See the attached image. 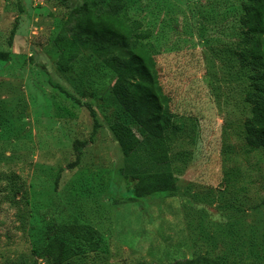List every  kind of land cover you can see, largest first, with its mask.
<instances>
[{
  "label": "rangeland",
  "instance_id": "374dc122",
  "mask_svg": "<svg viewBox=\"0 0 264 264\" xmlns=\"http://www.w3.org/2000/svg\"><path fill=\"white\" fill-rule=\"evenodd\" d=\"M135 1L131 15L158 34L157 69L176 114L166 132L176 192L135 199L127 191L151 167L126 159L108 128L116 115L135 128L111 94L112 71L82 45L85 56L61 72L53 39L82 0H0V264H45L39 253L53 236L75 245L73 224L92 226L99 246H81L69 264L197 256L264 264V149L245 143L249 107L215 52L221 46L202 42L192 24L203 15L222 26L226 14L218 0ZM93 119L100 127L90 137ZM76 141L90 142L70 169Z\"/></svg>",
  "mask_w": 264,
  "mask_h": 264
},
{
  "label": "trees",
  "instance_id": "16d2710c",
  "mask_svg": "<svg viewBox=\"0 0 264 264\" xmlns=\"http://www.w3.org/2000/svg\"><path fill=\"white\" fill-rule=\"evenodd\" d=\"M136 5L135 0H82V4L69 14V21L65 22L74 25L69 28L63 24L53 39V45L63 73L71 72V66L85 56L83 45L86 46L87 58L99 60L115 75L111 94L135 128L124 123L118 115L110 120L108 128L126 159L141 156L151 167L133 175L128 182L127 191L132 198L159 193L172 196L177 186L170 169L166 132L174 128L176 114L172 109V98L165 92L157 69L156 58L162 52L156 42L158 34L151 27L153 22L150 21L149 26L140 18L143 15H131V6L134 8ZM216 5L226 14L221 21L222 26L210 28L203 15L197 19L192 17V24L200 33L202 42L208 46H221L215 52L227 61L232 77L242 83L243 100L249 107V116L243 124L245 143L251 149H264V0H218ZM14 34L15 27L10 32L9 45ZM54 86L80 104V100L71 93L59 85ZM99 127L98 121L93 119L90 137ZM89 142L74 143L75 160L68 168L73 169L79 164L81 148ZM10 194L13 202L19 191L13 189ZM66 232L75 245L53 236L39 253L45 264H69L81 246L89 252L98 250L97 231L92 226L68 225ZM171 264L246 263L220 256H197Z\"/></svg>",
  "mask_w": 264,
  "mask_h": 264
}]
</instances>
